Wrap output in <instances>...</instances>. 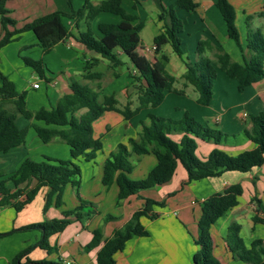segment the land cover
Instances as JSON below:
<instances>
[{"label": "trees", "instance_id": "trees-1", "mask_svg": "<svg viewBox=\"0 0 264 264\" xmlns=\"http://www.w3.org/2000/svg\"><path fill=\"white\" fill-rule=\"evenodd\" d=\"M214 4L222 16L228 36L241 53L239 61L221 49L214 53L213 58L209 57L207 51L212 50V45L207 39L198 41L195 61L183 58L184 52L179 37L183 23L176 14V8L192 12L199 5L198 0H174L162 8L158 18L163 21V30L153 37L154 61L147 60L137 52L144 21H138L136 15L128 13L122 5V0H100L97 4L83 0V5L78 10L69 13L53 11L38 16L20 27H16V20L9 16L10 11L5 6V0H0V19L2 25L6 27L0 38V49L19 34L31 31L39 47L47 53L59 41L72 35L65 22L66 18H71L84 27L75 36L76 39L87 49L93 50L107 60L112 68L125 63L119 57L118 50L127 56L136 71V74L130 75L131 83L137 88V105L131 108L128 103L119 108L113 94L104 95L99 99L97 91L88 85L73 81L70 84L71 93L59 98L54 106L30 110L26 104V92L18 91L13 81L0 71V152H7L24 142L27 130L18 127L16 123L17 118L22 116L34 121L31 127L43 142L58 137L68 145L72 159L94 160L102 150L103 143L100 137L94 135L93 123L102 115L106 112H116L127 120L141 109L160 105L166 91L183 93V90L174 87L175 77L166 70L168 56L164 53L159 54L162 47L168 43L173 52L182 58L185 65L182 78L193 86L197 92L196 102L200 105H208L212 99L217 68L237 81L239 91L264 79V37L260 30L248 32L243 45L235 24L234 6L228 0H215ZM106 12L119 16L121 20L99 22L94 31L91 27L92 20L98 14ZM9 26L12 29H9ZM24 60L39 76L43 75L41 59L25 57ZM95 61L96 58L85 61L84 78L93 79L100 76V73L91 71ZM82 109L84 111L80 112ZM248 123L249 126L244 127L243 133L252 142L253 147L233 155L217 146L226 139L227 134L217 127L198 121L187 111L178 119L149 112L145 120L139 121L137 136L129 137L126 144L118 143L105 158L102 182L106 186L116 183L119 202L143 189L166 184L174 175L178 164H181L186 174L183 183L219 176L225 171L248 172L264 164V111L250 114ZM199 141L212 142L215 145L205 158H200L196 154ZM149 152L155 156V165L146 177L131 179L128 175L132 172L134 164L130 157ZM24 182L25 187H19ZM68 183L75 186L80 183V167L75 162L62 159H57L53 163L25 160L14 174L0 178V207L10 204L18 211L30 202L43 186L49 188L44 209L50 203L59 207L62 204L64 187ZM243 193L244 187L241 183H232L201 202L197 234L193 236V241L198 246L193 255L194 264H229L215 255L211 229L219 217L239 204V198ZM250 200L256 201L257 211L262 214V216H258L257 212L253 214V223L264 224V204L256 196ZM164 204V200L145 198L143 208L134 211L125 225L115 229L112 236L103 242L98 251L97 264H115L114 254L123 247L130 236L147 235V231L140 223V216L155 218L157 214L152 211V205ZM86 205V202L80 200V204L75 208L63 210L61 218L18 228L37 229L40 231V238L35 244L19 252L10 264H62L49 260H26L20 263V259L34 246L46 247L49 236L64 229L70 221V215L77 219L89 215V211L85 210ZM240 231L241 225L235 221L227 226L225 243L232 259L245 264H264V240L255 238L246 246ZM100 238V231H94L90 245L99 243Z\"/></svg>", "mask_w": 264, "mask_h": 264}, {"label": "crops", "instance_id": "crops-1", "mask_svg": "<svg viewBox=\"0 0 264 264\" xmlns=\"http://www.w3.org/2000/svg\"><path fill=\"white\" fill-rule=\"evenodd\" d=\"M99 1L90 0L93 4H97ZM173 1L122 0V5L128 13L136 15L138 21H144V26L147 18L144 7L146 8L149 3L154 5L157 10L154 15V21H156L155 24L158 30L156 34H158L163 30V21L158 18V15L162 12L163 7H167ZM198 2L199 5L192 12L176 8L178 17L180 19L181 17L183 18V29L179 33L181 49L184 52L183 58L189 61H195L197 54L195 58L193 56H186L187 51L185 49L187 44L190 48L195 46L194 50L196 53L198 41L207 39L212 45V50L207 51V55L211 58H213L214 53L221 49L218 39V35L221 33L218 31V27L210 15L214 4L212 6L209 5V8H211L208 10L205 1L198 0ZM82 5L83 0H5V6L10 11L9 16L17 22L16 27H20L38 16L53 11L60 10L69 13L72 10H78ZM120 20L121 18L115 14L100 13L92 20L91 27L96 31V26L99 22H119ZM65 22L72 35L59 41L47 53L43 52L40 48L42 51L41 60L49 53H55L58 72L53 73L48 68V65L43 62V75L39 76L41 81L27 82L25 90H21L20 85H16V76L9 75L8 68L1 61V53L3 49L10 45H15L13 48L15 50L19 49V46H21L20 39H23V37H27L32 41L34 40V44L38 45L36 37L31 31H25L0 49V71L13 81L18 91L27 92L26 104L28 109L36 110L40 107L50 108L54 106L59 98L71 93L70 84L73 81L88 85L97 91L99 99L104 95L113 94L117 100L116 105L119 108H123L128 103L131 108L135 107L137 105L136 100L129 98V90L133 89L136 90L137 99V88L131 83L130 77L131 74H136L134 67L132 66V70H128V79L126 81L116 82L121 73L112 68L107 60L101 58L93 50L87 49L83 43L76 39L75 36L84 27L71 18H66ZM189 23L190 25H187ZM8 28L12 29L10 26ZM5 29L6 27L2 25L0 19V38L3 36ZM153 45V41L151 45H144L141 40L137 52L147 60L154 61L155 53L152 50ZM117 52L122 59V56L125 54L120 50ZM161 53H164L163 47L159 54ZM166 55L168 56V61L165 64L166 70L175 77L174 87L183 90V93L166 91L164 100L160 105L165 103L169 105L168 99H175V97L179 96L181 102L180 106H175L178 113H173L176 114L174 118H180L182 113L187 111L198 121L221 129V131L227 134V137L217 146L230 154L235 155L242 150L252 148L253 144L244 135L243 129L249 126L247 117L250 114L264 111V79L248 85L242 91H239L237 81L229 78L226 74V77L230 80H224L222 77L219 78V71L221 70L217 68V78L213 84L212 99L208 105L204 106L196 102L197 92L192 85L187 84L182 78L185 71L182 58L176 54L182 63L179 64L171 56ZM94 58L97 61H95L93 66L103 64L106 68L104 71H95L92 67L91 71L100 73V76L93 79L84 78V63L86 60H93ZM168 66H170L171 71L167 69ZM32 71L35 70L32 68ZM105 71L110 76V79L103 83L102 78L106 75ZM35 82L39 83V86L36 88L33 87ZM43 82L45 83L44 87L42 85ZM179 84L180 86H178ZM236 90L239 94H236ZM119 94L123 95V100L120 99ZM187 95L190 99L184 101L183 99ZM230 97H233V101H229ZM172 102L169 101V103ZM160 105L141 109L136 115L127 120L116 112L105 113L103 130L106 134L108 132L113 133V129L116 130L122 126H124V131L120 132L121 135L109 140V135L105 136L102 131L96 133L94 130V135L101 138L103 148L94 160L86 161L87 163L80 167V183L77 186L71 183L65 185L62 204L59 207L55 206L54 203H50L44 209L46 195L49 191V188L46 186L41 187L34 198L18 211L10 204L0 207V264H10L19 252L35 244L40 238V231L37 229L18 230V228L44 220L61 218L63 210L75 208L80 204V200L86 202L85 210L89 211V215L81 219L70 215V221L64 229L49 236L46 247H32L26 255L21 257L20 263H24L26 260H49L62 264H97L98 251L103 242L112 236L115 229L125 225L134 211L143 208L145 198L155 201L164 200L165 204L163 206L152 205V211L157 214L155 218H150L146 215L140 216V223L147 231V235L130 236L125 241L123 247L114 254L115 264H194L193 255L198 246L194 243L193 236L197 234V220L201 212V202L209 195L220 192L227 185L237 182L242 185L244 183L249 184L251 185V189H248V192H245L244 189V193L239 198V204L219 217L214 222L211 232L215 242V255L223 262L240 264L241 261L233 260L226 248L225 236L227 234V226L233 221L241 225L240 235L246 246H249L250 242L255 238H262L264 240V235H262V233L264 234V224H254L252 216L255 214V211L249 209V207H253L250 200L253 196L258 197L264 204V186L259 187L257 185L259 182L258 173L262 172L261 169L264 164L260 167H254L248 172L225 171L219 176L185 183H183L186 178L185 171L181 164H178L174 175L166 184L143 189L119 202L116 183L113 182L108 186L103 184L102 175L105 158L116 148L118 143L126 144L129 137H136V131L139 128V124L137 123L140 120H145L143 117L144 113L146 115L149 112L156 114L155 110ZM83 111L84 109L80 110V112ZM102 117L103 115L100 118ZM32 122H34L32 119H26L22 116L17 118L16 123L18 127L26 128L27 130L25 140L18 147L12 148L7 152H0V178L14 174L25 160L33 162L47 161L51 163L57 160L56 156L58 155L51 152L48 153L45 150H40V153H34L35 158L31 159L32 156L29 154V150L31 149L29 147L30 140L36 145L64 143L60 144L62 145L64 155H70L68 145L58 137L52 138L49 142H43L31 127ZM39 124L42 125L41 123ZM200 143L206 145V150L198 156L205 158L215 145L212 142L205 141H199L198 145ZM40 156L45 157L46 160H40ZM98 156H100L99 160ZM130 159L134 163V168L128 176L135 180L146 177L149 170L156 163L155 156L151 152L139 156L132 155ZM135 174L138 177H133ZM33 183L32 181L31 184ZM25 185L26 183L24 182L19 187L23 188ZM9 186L12 188L11 184ZM258 216H262V214L258 213ZM177 218H180L183 224ZM244 221L250 229V235L247 239L243 231L242 222ZM96 230L101 233L100 241L95 245H90L93 233Z\"/></svg>", "mask_w": 264, "mask_h": 264}, {"label": "rangeland", "instance_id": "rangeland-1", "mask_svg": "<svg viewBox=\"0 0 264 264\" xmlns=\"http://www.w3.org/2000/svg\"><path fill=\"white\" fill-rule=\"evenodd\" d=\"M203 1H205L206 6L208 7L207 9L210 10L211 7L209 8V5L212 6L214 4L215 0H203ZM228 1L235 8V12H236L235 24H236V27H237L238 32H239L241 43L243 45L245 44L246 36H247L248 32L255 31L257 29L260 30L261 34L264 37V0H228ZM214 5L212 6V9L210 11V15L214 19V23L217 25L218 31L221 33L220 35H218V39H219V42L221 45V49L223 51H227L228 53H230L232 55L231 57H233V59L239 61V60H241V53H240L238 47L236 46L235 42L228 36L227 29H226V27H225V25L221 19V16H220L216 6H214ZM144 10H145L144 12L147 14V18L145 20V26L140 32V38H141L144 45H151V43L153 41V36L158 32V30L156 28V24H155L156 21H154V19H155L154 15H155V12L157 10H156L155 6L152 5L151 3H149V5L146 6V8L144 7ZM261 16H263V17H261ZM145 17H146V15H145ZM181 19L183 21L182 17H181ZM218 19H219V21H218ZM187 25H190V23ZM192 36H193V34H192ZM20 40H21V42H20L21 46H19V49H17V50L13 49L15 45H10V46L6 47L5 49H3L2 53H1V61L8 68V72L10 73L9 75L10 76H16V79H17L16 85L17 86L20 85V89L25 90L27 82H33V81L39 82V81H41V79H40V77L36 71H32V66H29L28 64L25 63L24 59H25V57H30L32 59L39 60V59H41V52L42 51H41L39 45L34 44V42H33L34 40L32 41L27 37H25V38L23 37V39H20ZM189 44H190V42H189ZM194 47L190 48V46L187 44L186 49L184 47V49L187 51L185 55L189 56V57L193 56L195 58L196 53H195ZM163 51H164V53L171 56L172 59H175L177 62H179V64H182L179 57L172 51V48H171L169 43L165 44L163 46ZM42 60L45 64L48 65V68L53 73L58 72V67H57V64L55 62V53H53V52L49 53L48 55L44 56V59L42 58ZM122 60L125 63L115 67V69L119 73H121L116 82L126 81L128 79V77H127L128 70H132V65H131V63L128 60L126 55L122 56ZM92 67H93V70H95V71H102V70L104 71V69L106 68L103 64H99V65L92 66ZM167 69L169 71H171L170 66H168ZM105 73H106V71H105ZM220 77H222L224 80H230L226 77V75L223 71H219V78ZM109 79H110V76L106 73V75H104V77L102 78V82L104 83V81H107ZM220 80H222V79H220ZM218 82H221V81H218ZM222 82H224V81H222ZM42 85L44 87L45 83L43 82ZM178 86H180V84ZM236 94H239V92L237 90H236ZM26 95H27V92H26ZM119 97L121 100H123V98H124L122 94H119ZM129 98L132 100H136V104H137L136 90H133V89L129 90ZM187 99H190V97L188 95L185 96L183 100L187 101ZM169 101H173V102L169 103ZM229 101H233V97H230ZM167 102L169 105H167V103L160 105V107L155 110V113L157 115H160V116L163 114L162 116H164V117H170V118L176 119V118H174L176 116V114H173V113L177 112V109H175V106H180L181 98L179 96H177V97H175V99H168ZM170 105H172V106L170 107ZM240 112H242V110H240ZM183 113H182V115H183ZM104 116H106V114L103 115V117L100 118V120L93 123V127H94L95 132L98 133V131H102V133H104L105 136L109 135L108 136V138H110L109 140H111L112 138H115L116 136L121 135L120 132L124 131V129H123L124 126L119 127L116 130L113 129V133L112 132H108L107 134L105 133V131L103 130L104 129L103 125L105 124V120H104L105 117ZM143 117H144V119H146L145 113H144ZM180 117H182V116H180ZM247 121H248V117H247ZM111 131H112V129H111ZM60 144H64V143H58V144L57 143H49V144L36 145L32 142V140H30L29 147L31 149L29 150V154H30V156H32L31 159L35 158L34 153H36V152L40 153L41 152L40 150H45L48 153L51 152V153H54L55 155H58V156H56L57 159L71 160V161L75 162L76 164H78L79 167L84 166L85 163H87L86 161L74 160L71 158V156L69 154L64 155L63 148L61 147L62 145H60ZM63 146H65V145H63ZM207 147H208V145H207ZM67 149H68V147H67ZM205 150H206V145L200 143V145H198V148L196 150V154L197 155L203 154ZM99 159H100V156H98V160ZM40 160H46V158L43 156H40ZM261 171L262 172L258 173L259 182L257 183V185L259 187L264 186V165L262 166ZM133 177H138V175L135 174ZM243 187L245 189V192H248V189H251V185L246 184V183L243 184ZM252 204H253V207H249V206H247V207H249L250 210L255 211L254 213H256V212L259 213V211H257L256 201H252ZM177 219L179 220V222L181 224H183V222L180 220V218H177ZM242 223H243V227H244L243 228L244 229L243 230L244 236L247 239L250 235V229L247 226V223L245 221ZM262 235H264V234L262 233ZM240 264H245V263L240 262Z\"/></svg>", "mask_w": 264, "mask_h": 264}, {"label": "built area", "instance_id": "built-area-1", "mask_svg": "<svg viewBox=\"0 0 264 264\" xmlns=\"http://www.w3.org/2000/svg\"><path fill=\"white\" fill-rule=\"evenodd\" d=\"M155 49V46L153 45V47H152V50H154ZM39 86V83L38 82H35L34 84H33V87H38Z\"/></svg>", "mask_w": 264, "mask_h": 264}]
</instances>
